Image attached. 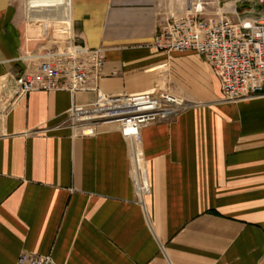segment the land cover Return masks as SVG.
<instances>
[{
    "label": "crops",
    "instance_id": "obj_1",
    "mask_svg": "<svg viewBox=\"0 0 264 264\" xmlns=\"http://www.w3.org/2000/svg\"><path fill=\"white\" fill-rule=\"evenodd\" d=\"M199 3L264 22V0H0V264L23 252L57 264H264V94L223 100L202 56L152 45L161 23ZM72 34L103 49L100 92L192 103L142 128V196L116 124L82 135L65 123L96 90L11 95L28 56Z\"/></svg>",
    "mask_w": 264,
    "mask_h": 264
},
{
    "label": "built area",
    "instance_id": "obj_2",
    "mask_svg": "<svg viewBox=\"0 0 264 264\" xmlns=\"http://www.w3.org/2000/svg\"><path fill=\"white\" fill-rule=\"evenodd\" d=\"M152 45L168 52L192 50L202 56L221 81L223 100L264 94V22L235 21L229 12H207L199 3L190 12L173 14L161 23ZM104 62L102 48H89L72 34L45 53L29 55L22 74L13 77L10 92L19 97L37 90H68L72 94L96 90V101L73 104L65 123L82 135L95 134L103 124H116L129 143L131 178L142 196L150 190L141 147L142 128L170 121L192 103L167 90L104 94L99 89ZM16 264L57 263L51 254L23 252Z\"/></svg>",
    "mask_w": 264,
    "mask_h": 264
},
{
    "label": "rangeland",
    "instance_id": "obj_3",
    "mask_svg": "<svg viewBox=\"0 0 264 264\" xmlns=\"http://www.w3.org/2000/svg\"><path fill=\"white\" fill-rule=\"evenodd\" d=\"M204 1H208V0H204ZM213 5H214V9L211 8V11L216 10L215 9L216 5L215 4H213ZM64 41H65L64 39H60V38H54L53 40L50 38L47 39V41L42 44V46L40 48L41 52H39V54L45 53L46 51L53 49L54 47H56L57 44L60 45V43H63Z\"/></svg>",
    "mask_w": 264,
    "mask_h": 264
}]
</instances>
